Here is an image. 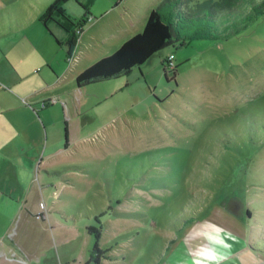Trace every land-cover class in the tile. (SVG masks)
Returning a JSON list of instances; mask_svg holds the SVG:
<instances>
[{"label": "rangeland", "instance_id": "1", "mask_svg": "<svg viewBox=\"0 0 264 264\" xmlns=\"http://www.w3.org/2000/svg\"><path fill=\"white\" fill-rule=\"evenodd\" d=\"M52 1L0 0V82L9 85L15 67L41 65L43 53L63 56L66 66L56 95L66 149L43 169L44 180L35 174L32 203L21 202L0 230V264H170L177 241L203 221L222 227V238L213 236L194 264H264V13L78 87L79 70L117 44L108 36L118 13L103 18L98 10L122 2L95 0L97 19L84 26L81 58L66 72L65 47L55 40L63 29L40 21ZM208 1L181 0L180 7L192 19L213 10L219 17L221 8ZM63 7L82 16L75 0ZM191 32L186 27L181 39ZM170 53L176 74L162 64ZM90 226H102L106 251L98 263Z\"/></svg>", "mask_w": 264, "mask_h": 264}, {"label": "crops", "instance_id": "2", "mask_svg": "<svg viewBox=\"0 0 264 264\" xmlns=\"http://www.w3.org/2000/svg\"><path fill=\"white\" fill-rule=\"evenodd\" d=\"M120 1L122 3L119 6H116L117 2H115L106 9L98 10L103 18L113 11L118 13L113 20V24L117 27L116 32L108 36L114 38L117 43L114 50L141 31L149 11L165 0H151L144 5H141L143 0ZM91 2L88 15H85L87 20L84 26L88 24V16L94 15L95 0ZM95 18L97 19V16L94 15L90 20ZM56 26L60 27L58 24ZM65 38L64 31L63 36H59L58 39L63 41ZM80 45L78 39L74 49L75 53H78V61L72 66L68 64L66 72L74 70L78 65L82 53ZM43 54V65H32L31 68H26V71L15 67L16 76H13L11 83L4 85L0 82V230L2 229L4 233L21 202L32 203L31 185L35 174H39L37 177L44 180L43 169L56 165L58 157L66 149L63 146L62 135L58 134L57 129L64 108L56 97L60 94L62 74L66 67L63 63L65 58L62 56L54 60V55ZM81 71L82 69L78 73ZM28 80H34L36 84L31 88H24L22 84ZM222 229L210 221L200 222L195 227L191 226L188 233L175 244L173 250L179 252L178 257L171 263L170 259L173 256H170L168 262L194 264L195 259L204 258V254L209 251L205 247L212 239L214 240L213 236L222 238L220 233ZM198 237L202 238L203 244H199ZM207 248L215 251V246Z\"/></svg>", "mask_w": 264, "mask_h": 264}, {"label": "trees", "instance_id": "3", "mask_svg": "<svg viewBox=\"0 0 264 264\" xmlns=\"http://www.w3.org/2000/svg\"><path fill=\"white\" fill-rule=\"evenodd\" d=\"M68 1L70 0H53L46 6L40 17V21L46 26L49 21H53L63 28L66 38L63 41H60L58 38H55V40L59 45L65 47L67 57L73 53L76 47L87 20L85 15L89 12V5L92 3V0L86 2L75 0L83 8L84 13L81 18L73 19L66 13L63 7ZM212 1L209 0V4L213 3L215 5L217 3L221 8L218 14L219 17L215 15L217 10H213V13L202 14V17H198L201 16L198 13L194 14L197 18L192 19L189 17L191 13L180 7L181 0H165L149 11L141 31L125 40L112 54L96 60L93 64L78 73L76 75L77 86L82 87L91 82L128 73L133 67L145 62L156 51L169 45L175 46V43L178 41H180L181 45L185 44L186 37L188 39L217 38L213 29L219 31L217 28L219 25L224 27L222 32L226 31L225 28L229 29L231 26L233 27V31H236L239 28L238 25H244L246 22L253 21L264 13V0ZM186 27L192 32L185 34L184 39H181V32L185 31ZM167 57L162 60L165 74L167 72L166 68H168ZM172 71L174 74L177 73L176 66ZM247 212L250 214L249 210ZM39 214L42 218L43 214L38 213L37 215ZM190 219L191 217L186 221H190ZM88 230L94 233L95 236L92 252L96 253L95 261L98 263L99 257L106 251L99 246L102 226H90Z\"/></svg>", "mask_w": 264, "mask_h": 264}, {"label": "built area", "instance_id": "4", "mask_svg": "<svg viewBox=\"0 0 264 264\" xmlns=\"http://www.w3.org/2000/svg\"><path fill=\"white\" fill-rule=\"evenodd\" d=\"M92 18H94V16H92V15H89V16H88V19H89V20L92 19ZM78 58H79L78 53H75V51H73V53H72L70 56L67 57V62H68V64H69V66H72L74 63H76V62L78 61ZM173 59H174V55H173V54H169L168 57H167V65H168V68H169V67H170V68H171V67L174 68ZM173 68H171V70H172ZM97 136H98V135L95 134V135H93V136L91 137V139H95V138H97ZM37 216H38V217H41L40 214L37 215Z\"/></svg>", "mask_w": 264, "mask_h": 264}, {"label": "bare ground", "instance_id": "5", "mask_svg": "<svg viewBox=\"0 0 264 264\" xmlns=\"http://www.w3.org/2000/svg\"><path fill=\"white\" fill-rule=\"evenodd\" d=\"M214 254L216 255V253H215V252H212V254H211V253H208V255H214Z\"/></svg>", "mask_w": 264, "mask_h": 264}]
</instances>
